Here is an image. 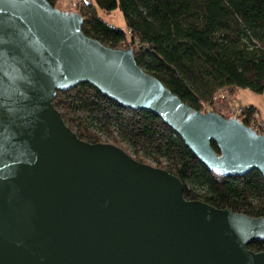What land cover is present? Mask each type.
<instances>
[{
	"label": "water",
	"instance_id": "obj_1",
	"mask_svg": "<svg viewBox=\"0 0 264 264\" xmlns=\"http://www.w3.org/2000/svg\"><path fill=\"white\" fill-rule=\"evenodd\" d=\"M82 22L47 0H0V264H264L247 247L264 219L186 199L167 170L79 139L52 99L87 82L154 113L221 176L264 179V134L192 108Z\"/></svg>",
	"mask_w": 264,
	"mask_h": 264
},
{
	"label": "trees",
	"instance_id": "obj_2",
	"mask_svg": "<svg viewBox=\"0 0 264 264\" xmlns=\"http://www.w3.org/2000/svg\"><path fill=\"white\" fill-rule=\"evenodd\" d=\"M47 1L57 7L58 0ZM256 1L264 9V0ZM116 8L126 31L98 16V9ZM65 10L82 17L87 36L114 48H131L145 72L198 111L212 104L220 90L264 92V10L255 16L240 0H89ZM52 104L79 139L122 149L126 144L136 160L149 158L175 175L186 199L264 219V179L257 170L241 176L210 171L154 113L121 107L87 82L57 90ZM241 108V122L248 126L256 109ZM247 247L262 251L264 239Z\"/></svg>",
	"mask_w": 264,
	"mask_h": 264
},
{
	"label": "rangeland",
	"instance_id": "obj_3",
	"mask_svg": "<svg viewBox=\"0 0 264 264\" xmlns=\"http://www.w3.org/2000/svg\"><path fill=\"white\" fill-rule=\"evenodd\" d=\"M240 1L242 2L244 8L246 10H250L255 16H259L263 14V10H264L263 6L258 1L256 0H240ZM56 5L57 8L60 10L68 9L65 8V6L62 4V0L60 1L58 0ZM97 12H98V16L107 24L126 31V24L123 19V15L118 8L113 9L109 12H105L103 10L98 9ZM228 100H232V101L234 100L236 103H238L239 101H243V103L245 104H254L255 106H257L261 115L259 112L253 110L251 118L256 117L258 121L264 120V92L254 93L246 88H239L235 90L233 94H229L225 90H220L214 97L212 104L205 105L203 111L212 110L214 108V109H218V111H220L224 115V117H230L231 116L230 111L232 109H235L237 110L236 114L240 119L241 115L238 113V109L242 110V108L239 106H229L225 108L224 107L225 105L228 106L226 104V101ZM251 118L250 121L252 120ZM122 147L130 155L132 156L134 155V152L131 147L127 146L126 144H122ZM143 161L147 164L154 166V163L149 158H143Z\"/></svg>",
	"mask_w": 264,
	"mask_h": 264
},
{
	"label": "crops",
	"instance_id": "obj_4",
	"mask_svg": "<svg viewBox=\"0 0 264 264\" xmlns=\"http://www.w3.org/2000/svg\"><path fill=\"white\" fill-rule=\"evenodd\" d=\"M60 1V0H59ZM81 1H89V0H62V4L65 6V8H74L79 2ZM230 101V102H229ZM232 102V103H231ZM224 103V102H223ZM226 104L228 106H226L225 104V108L229 107V106H239V107H244V106H249L252 105L254 106V108L256 109L257 112H259L257 106H255L254 104H245L243 103V101H239L238 103H236L234 100H228L226 101ZM260 113V112H259ZM261 115V113H260Z\"/></svg>",
	"mask_w": 264,
	"mask_h": 264
},
{
	"label": "built area",
	"instance_id": "obj_5",
	"mask_svg": "<svg viewBox=\"0 0 264 264\" xmlns=\"http://www.w3.org/2000/svg\"><path fill=\"white\" fill-rule=\"evenodd\" d=\"M237 110L232 109L230 111L231 116L230 117H238L236 114ZM242 110L238 109V113L241 114ZM252 120L249 122V127H251L256 133L258 134H264V120L258 121L256 117H252Z\"/></svg>",
	"mask_w": 264,
	"mask_h": 264
},
{
	"label": "flooded vegetation",
	"instance_id": "obj_6",
	"mask_svg": "<svg viewBox=\"0 0 264 264\" xmlns=\"http://www.w3.org/2000/svg\"><path fill=\"white\" fill-rule=\"evenodd\" d=\"M241 120V119H240Z\"/></svg>",
	"mask_w": 264,
	"mask_h": 264
}]
</instances>
